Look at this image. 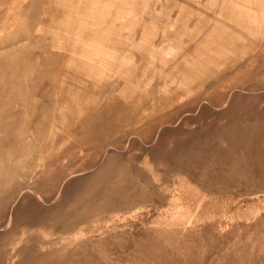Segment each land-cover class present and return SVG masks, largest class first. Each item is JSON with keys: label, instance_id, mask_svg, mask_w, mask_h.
<instances>
[{"label": "rangeland", "instance_id": "374dc122", "mask_svg": "<svg viewBox=\"0 0 264 264\" xmlns=\"http://www.w3.org/2000/svg\"><path fill=\"white\" fill-rule=\"evenodd\" d=\"M0 264H264V0H0Z\"/></svg>", "mask_w": 264, "mask_h": 264}]
</instances>
